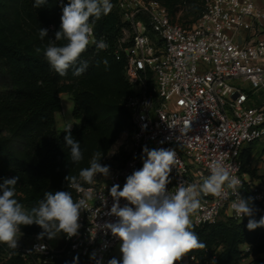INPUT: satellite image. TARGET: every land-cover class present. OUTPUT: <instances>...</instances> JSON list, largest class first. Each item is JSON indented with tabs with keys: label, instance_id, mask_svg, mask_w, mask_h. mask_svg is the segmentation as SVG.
<instances>
[{
	"label": "built area",
	"instance_id": "2783aa9c",
	"mask_svg": "<svg viewBox=\"0 0 264 264\" xmlns=\"http://www.w3.org/2000/svg\"><path fill=\"white\" fill-rule=\"evenodd\" d=\"M110 2L125 23L114 57L123 62L131 89L125 107L133 132L126 160L103 180L82 185L84 193L73 189L74 199L88 189L93 193L77 235L64 234L62 245L53 247L20 227L16 250L0 244V264H51L71 255L78 264H108L113 258L122 264L114 254L121 241L104 227L119 219L108 215L114 203L110 189L119 184L122 190L126 178L143 167L144 146L176 150L169 192L180 183L199 186L210 174L209 165L219 160L243 186L250 185L252 206L264 203V192L246 181L241 163L245 146L264 143V0H206L203 15L187 27L172 22L156 0ZM228 192L202 197V207L191 217L193 227L214 224L223 214L240 222L255 219V212L237 217L230 207L235 197ZM119 203L128 202L122 198ZM177 264L198 261L185 255Z\"/></svg>",
	"mask_w": 264,
	"mask_h": 264
},
{
	"label": "trees",
	"instance_id": "16d2710c",
	"mask_svg": "<svg viewBox=\"0 0 264 264\" xmlns=\"http://www.w3.org/2000/svg\"><path fill=\"white\" fill-rule=\"evenodd\" d=\"M156 1L166 8L172 22L184 27L193 25L206 8V0ZM33 3L34 0H0V184L19 176L15 198L30 208L43 199L46 191L53 192L71 160L70 148L66 147L64 139L65 129L55 130L56 114L62 111L61 94L71 96L73 117L81 121V125L71 129L72 137L80 142L81 151H107L124 129L133 132L125 107L130 85L123 62L114 57L125 27L120 14L112 9L94 25L93 39L97 42L103 39L109 47L99 50L95 44H90L76 65L86 62L84 73L74 76V69L70 68L67 75L61 77L45 59L44 50L50 39H55L63 6L70 0H47L39 8H34ZM178 12L182 15L177 19ZM40 28L48 30V37L43 40L39 37ZM105 59L107 65L103 63ZM114 73L125 86L123 104L110 95ZM251 155L249 149L242 151L243 174L249 172ZM124 156L121 166L127 155ZM83 168L80 165L77 171ZM241 192L251 197L247 182ZM253 208L255 220L259 221L264 217V204L254 202ZM224 215L214 224L192 228L206 247L187 255L195 257L198 264H242L244 261L264 264V226L250 231L248 222ZM21 228L27 234H40ZM43 238L57 247L52 240ZM10 264L23 263L14 260ZM51 264L78 262L71 255L62 256Z\"/></svg>",
	"mask_w": 264,
	"mask_h": 264
},
{
	"label": "clouds",
	"instance_id": "9594fccd",
	"mask_svg": "<svg viewBox=\"0 0 264 264\" xmlns=\"http://www.w3.org/2000/svg\"><path fill=\"white\" fill-rule=\"evenodd\" d=\"M46 3L47 0H34L33 7L39 8ZM112 8L110 0H70L69 4L63 6L60 28L55 32V39H50L44 50L45 59L61 77L67 75L70 68L74 69V76L84 73L87 63L78 67L76 65L90 44H95L99 50L109 47L103 39L98 42L94 40L93 33L96 21L102 15H108ZM39 37L42 40L48 37V30L40 28ZM103 63L107 65L108 61L105 59ZM71 128L72 125L69 124L64 130L67 133L64 139L66 147L70 148L71 161L78 164L83 160V152L80 142L72 137ZM143 153L146 155L143 167L126 178L122 190L119 184L110 189L114 203L108 215L119 219L115 223H105L104 227L110 229L112 235L122 242V264H177L193 250L204 249L206 245L192 230L191 219L202 207V197L227 196L230 190L235 197L230 204L234 214L241 219L254 215L252 198L245 199L241 196V180L222 161H213L209 165L210 174L203 178L199 186L180 183L174 192H169L167 185L171 182L169 176L172 168L177 163L176 150H149L144 146ZM101 159V152H95L90 166L81 169L78 177L66 176L68 188L84 193L81 181L91 185L97 174L109 176L110 168L102 165ZM18 180L19 176L5 179L0 184V244L16 250L18 240L23 235L20 231L22 225L40 226L44 230L38 236L40 239L45 235L53 239L61 232L69 238L78 234L81 212L91 211L89 201L93 199L92 189H88L78 199H74L72 192L68 190L46 191L43 199L28 210L15 198ZM122 198L128 202L123 207L119 203ZM262 226L264 217L259 221L249 219L247 223L250 231ZM42 247L43 245L40 246ZM108 264L120 262L113 258Z\"/></svg>",
	"mask_w": 264,
	"mask_h": 264
},
{
	"label": "rangeland",
	"instance_id": "374dc122",
	"mask_svg": "<svg viewBox=\"0 0 264 264\" xmlns=\"http://www.w3.org/2000/svg\"><path fill=\"white\" fill-rule=\"evenodd\" d=\"M181 15H182V13L178 12L177 13V19ZM114 76H115V81L113 82V85H111L109 87L110 95L116 96L118 101L120 103H122V101L124 102V98H125V86H124V83L120 77L115 75V73H114ZM60 99H61V104H62V111L60 113L56 114L55 130L57 132H61L64 129H66L69 124L72 125V128H74L75 126L81 125V121L77 120L73 117V102H72L71 96L69 94H61ZM128 142H129V130L126 128V129H124V131L122 133H120L118 138L110 145V147L108 148L107 151L101 152L102 159H101L100 163L102 165L109 166L110 171L113 169L119 168L123 162L124 157H125L124 155H126V145ZM82 152H83V160L81 162H79L78 164L73 163L70 160L68 168L63 172L62 179L59 181L57 186L54 187L53 192H55V191H67L68 190V191H71L72 195H73V189L68 188L67 181L65 180V177L68 175H76L78 177V174H79V171H77L78 167L80 165L84 166V168L89 167L92 155L95 153V151L94 152L91 151L92 152L91 153L87 149L82 151ZM260 161L262 163H264V161H262V160H257L256 162L258 163ZM263 177L264 176H262V178ZM104 178H105V176H103L102 174H97L95 177V180L101 181ZM262 178H260L261 180H259L258 178L255 179V182L250 181L249 177L246 178V180L253 187L264 192V182L262 181ZM81 183H84V182L81 181ZM24 207L28 210L31 209L30 207H26L25 205H24ZM22 227L24 229H27L30 231H37L39 233H42L44 231L40 226H38L36 224H32L30 226H23L22 225ZM45 237H47V235H45ZM63 239H64V233H62V232L59 233L53 239L48 238V240H50V241L52 240V243L58 247L62 245ZM121 243L122 242H120L114 249V254L120 258H122V253L120 251ZM246 263H248V261H244L242 264H246Z\"/></svg>",
	"mask_w": 264,
	"mask_h": 264
},
{
	"label": "crops",
	"instance_id": "0c3cea01",
	"mask_svg": "<svg viewBox=\"0 0 264 264\" xmlns=\"http://www.w3.org/2000/svg\"><path fill=\"white\" fill-rule=\"evenodd\" d=\"M249 149L252 153L251 158H250V163L248 166L249 172H244V178H248L250 181L255 182V179L262 178L264 176V163L256 162L257 160H262L264 161V143L259 142L251 145H247L244 147V150ZM264 177L262 178V181L264 182ZM247 181V180H246Z\"/></svg>",
	"mask_w": 264,
	"mask_h": 264
}]
</instances>
